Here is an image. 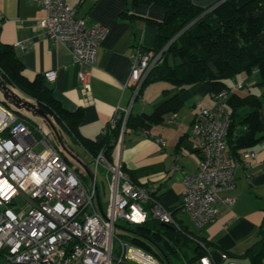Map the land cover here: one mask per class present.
I'll use <instances>...</instances> for the list:
<instances>
[{"label":"built area","instance_id":"obj_1","mask_svg":"<svg viewBox=\"0 0 264 264\" xmlns=\"http://www.w3.org/2000/svg\"><path fill=\"white\" fill-rule=\"evenodd\" d=\"M33 1L45 9L46 15L39 23L44 36L69 49L80 66L77 77L88 88L90 71L106 27L88 24L67 0ZM161 55L162 50L155 53L143 49L140 42L135 45L126 84L133 87L134 95ZM55 76L54 70L44 73L46 81ZM6 85L18 96L35 102L10 83ZM238 88H242V82L232 86L233 90ZM228 93L222 90L215 94L211 108L197 103L199 110L191 125L192 135L199 142L200 161L193 174L182 177L184 189L179 210L197 226L213 222L219 204L235 202L233 196L220 194L234 186L236 166L226 147L230 125ZM129 110V107L117 108L100 130V134H105L121 121L110 156L105 155L103 148L95 155L84 149L94 166V173H89L90 187H86L66 159L71 155L75 162L79 160L68 149L65 152L60 144L61 134L53 117L50 116L51 126L43 118L7 104L0 94V264H164L115 232L119 219L141 223L148 216L178 228L173 212L152 196L154 189L133 181L122 169L120 151ZM173 116L167 123L172 122ZM139 132L148 133L146 129ZM244 155L255 157L252 152ZM99 167L110 189L105 210L96 203ZM18 199L26 203L24 210L17 209ZM200 245L206 251L197 264H219L214 260L213 251L203 243ZM219 256L220 264H246L229 259L225 252L220 251Z\"/></svg>","mask_w":264,"mask_h":264},{"label":"crops","instance_id":"obj_2","mask_svg":"<svg viewBox=\"0 0 264 264\" xmlns=\"http://www.w3.org/2000/svg\"><path fill=\"white\" fill-rule=\"evenodd\" d=\"M190 1L200 7H212L221 0ZM67 3L76 8L77 15L85 17L88 24L98 23L107 29L97 49L88 88L83 87L77 77L80 66L69 49L44 36L39 23L46 13L38 2L0 0V41L14 47L28 79L44 76L50 70L56 72L53 80H45L46 84L62 108L81 112L79 133L85 138L95 139L117 108L129 107L133 115L153 114L165 102L172 101L175 110L164 113L160 122L151 123L147 135L126 130L120 151L122 168L133 181L150 185L157 200L174 213L190 234L208 241L217 263L222 262L220 251L229 254V259L240 261L237 259L259 239L260 229L264 228V140L242 150L238 158H232L236 164L234 186L220 194L233 196L235 202L219 204L213 222L196 225V231L190 230V218L179 210L184 189L182 177L193 174L199 165V142L192 135L191 125L199 110L197 103L207 108L214 105L209 86L198 82L181 89L156 81L134 95L133 87L126 85L135 45L140 42L146 50L153 51L157 34L155 23L165 14L161 5H134L132 0H67ZM171 115H174L172 122L167 123ZM56 125L65 152L68 149L77 158V153L68 147L72 137L61 125ZM248 152L255 153V157L245 156ZM66 159L75 172L80 165L87 167L79 157L76 162L71 155Z\"/></svg>","mask_w":264,"mask_h":264},{"label":"trees","instance_id":"obj_3","mask_svg":"<svg viewBox=\"0 0 264 264\" xmlns=\"http://www.w3.org/2000/svg\"><path fill=\"white\" fill-rule=\"evenodd\" d=\"M132 3L158 4L165 10L163 19L155 23L156 44L152 48L155 53L162 50L161 60L149 70L137 95L145 85L156 81L168 82L181 89L204 82L212 97L227 90L230 125L226 147L230 157L238 158L242 150L264 140V0H221L212 7H200L190 0H132ZM253 70L260 77L259 95L251 90L239 94L232 89L230 80L237 81L239 76L250 75ZM0 76L5 83L31 97L91 155L101 148L106 156L111 155L112 142L119 133L121 121L108 128L105 134L99 133L95 139L83 137L79 133L81 112L62 108L52 96L44 76L28 79L14 47L1 41ZM173 105L172 101L165 102L153 114L129 113L125 132L127 129L139 132L151 123L160 122L164 113L175 110ZM152 196L156 197L155 191ZM129 224L131 235L122 238L164 264H173L174 259L181 257L186 258L187 263L198 261L206 250L197 241L213 250L208 241L190 234L179 222L178 228H173L148 216L141 223ZM240 257L248 264H264V228L260 229L259 239Z\"/></svg>","mask_w":264,"mask_h":264},{"label":"rangeland","instance_id":"obj_4","mask_svg":"<svg viewBox=\"0 0 264 264\" xmlns=\"http://www.w3.org/2000/svg\"><path fill=\"white\" fill-rule=\"evenodd\" d=\"M254 72L255 71L253 70L251 72L252 74H250V75H244V76L241 75V76H239L237 78V81L236 82H242V86H243L242 88L236 89V90H238L239 94L247 93V92H249L248 90H251L252 92H255L258 95L260 94L261 88L258 85V83L260 82V77H259V74L254 73ZM229 83L231 85L232 84L234 85V80H230ZM16 94H17V92H16ZM2 99H3V97H2ZM3 101H4V99H3ZM28 114H30V113H28ZM50 120H52L51 117H50ZM51 140L56 141L53 136H51ZM71 140H72L73 143L71 142L68 147L70 149L74 150L77 153V155H78L77 158L79 157L83 161V163L87 165V167L86 166L85 167L91 172V174L94 173V166L89 162L88 155L85 152V150L81 146H79V144L75 143L73 141V139H71ZM86 168H84L83 166L80 165V167H78V169L76 170V172L78 173V176L80 177V179L82 180V182L84 183V185L86 187H90L91 176H90L88 170H86ZM96 180H97V187H98V191H99L100 203H101L102 208L105 210L107 208V205H108L109 199H110V189H109V186H108V181L105 178V173H104V171H103V169L101 167H99V169L97 171ZM16 207L20 211L21 210H24L26 208V203L22 199H18L17 200V203H16ZM186 218H188V217L186 216L185 219ZM186 223H187V220H186ZM188 225H189V229L190 230L196 231L197 226L192 221H190L189 219H188ZM129 227H131L129 223H127L123 219H119L116 222L115 232H116V234H118L119 236H121V238L123 237V235H131V232H130V228ZM197 242L199 244L200 243H203L201 241H197ZM116 247H117V244L115 242L114 243V248H116ZM154 249H156L155 246H154ZM114 253H115V251H114ZM237 260H240L243 263L248 264L247 263V260H245L243 258H238ZM198 261L191 262V263H187L186 258L181 257V259H177V260L174 259L172 261V263L173 264H197Z\"/></svg>","mask_w":264,"mask_h":264},{"label":"water","instance_id":"obj_5","mask_svg":"<svg viewBox=\"0 0 264 264\" xmlns=\"http://www.w3.org/2000/svg\"><path fill=\"white\" fill-rule=\"evenodd\" d=\"M0 93L8 104L12 105L18 110H24L27 113H30L34 117H41L44 120H46L51 126L53 123L50 120V117L48 116V113L40 106H38L36 103L24 99L18 94H16L13 90H11L4 82L3 79L0 76ZM58 139L59 137L56 136ZM96 201L98 202L99 206V199L96 197ZM100 207V206H99Z\"/></svg>","mask_w":264,"mask_h":264},{"label":"clouds","instance_id":"obj_6","mask_svg":"<svg viewBox=\"0 0 264 264\" xmlns=\"http://www.w3.org/2000/svg\"><path fill=\"white\" fill-rule=\"evenodd\" d=\"M4 82V81H3ZM5 83V82H4ZM5 84H7V83H5ZM1 94V93H0ZM49 116V115H48ZM50 117V116H49ZM147 130V129H146ZM124 134H125V132H124ZM173 215H174V213H173ZM175 217V216H174ZM177 221V220H176ZM178 222V221H177ZM164 224H166V223H164ZM168 225V224H167ZM168 226H170V225H168ZM172 227V226H171ZM227 254V253H226ZM242 262V261H241Z\"/></svg>","mask_w":264,"mask_h":264},{"label":"bare ground","instance_id":"obj_7","mask_svg":"<svg viewBox=\"0 0 264 264\" xmlns=\"http://www.w3.org/2000/svg\"><path fill=\"white\" fill-rule=\"evenodd\" d=\"M148 51H150V50H148ZM98 199H99V197H98ZM96 203L98 204V202H97V201H96ZM99 206H101L100 199H99Z\"/></svg>","mask_w":264,"mask_h":264}]
</instances>
